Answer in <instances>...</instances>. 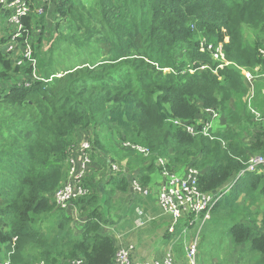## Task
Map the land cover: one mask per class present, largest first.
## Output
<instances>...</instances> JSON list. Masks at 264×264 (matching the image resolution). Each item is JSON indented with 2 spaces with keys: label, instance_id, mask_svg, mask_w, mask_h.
Segmentation results:
<instances>
[{
  "label": "trees",
  "instance_id": "16d2710c",
  "mask_svg": "<svg viewBox=\"0 0 264 264\" xmlns=\"http://www.w3.org/2000/svg\"><path fill=\"white\" fill-rule=\"evenodd\" d=\"M9 16L4 10L1 18ZM20 24L17 43L31 40L41 78H32L20 51L6 52L9 36L0 37V264H113L117 196L132 180L149 186L157 160L175 174L196 169L199 190L214 194L235 182L249 157L264 156V123L247 110L241 74L264 78V0H29ZM202 40L212 49L201 51ZM220 44L229 63L222 69L211 56ZM89 50L66 69L53 59L58 54L63 66L64 53ZM262 79L252 106L264 118ZM209 108L222 118L213 139L173 125H192ZM84 141L88 194L60 210L54 193L68 182L70 150ZM262 202L264 177L252 173L210 210L211 218L227 208L239 264L247 257L264 264V209H254Z\"/></svg>",
  "mask_w": 264,
  "mask_h": 264
},
{
  "label": "built area",
  "instance_id": "2783aa9c",
  "mask_svg": "<svg viewBox=\"0 0 264 264\" xmlns=\"http://www.w3.org/2000/svg\"><path fill=\"white\" fill-rule=\"evenodd\" d=\"M38 1L44 2V0ZM28 5L29 0H0V14L3 10L10 11L11 16L6 20V26L12 25L14 27V31L9 35L6 52L13 53L20 51L22 59H25L30 67H34L35 58L31 40L27 39L23 41V43L20 44L21 46L17 43V39L22 37L20 18L27 15ZM35 12L38 15L43 14L42 7L36 8ZM1 27L3 26L1 25ZM217 53L224 58L221 44L218 45ZM259 54L264 60V49H260ZM228 64L229 63H224L219 65L218 68L222 69ZM200 69L203 70L205 67H201ZM31 74L33 79H38L34 71H32ZM241 74L248 87V97L246 100L247 110L254 117L256 122L264 123V118L261 116V113L252 106L255 77L244 70H241ZM201 116L202 117L197 119L192 125H184L179 121H173V125L177 126V128H182L192 137L202 135L209 139H213L212 133L220 115L216 110L209 108L202 110ZM122 146L126 148V150H130L143 157L149 156V150L140 145L125 142ZM89 150H91V147L86 141L81 142L79 146L74 149V153H71L73 151L72 149L70 150L68 165L70 162L71 177H68V182L55 191L53 196V201L58 209L67 210L71 201L88 194V190L85 188L83 181L88 174V168L90 169L91 166L90 154H88ZM164 165V160H157L156 166L160 169L161 182L159 184V191L156 199L160 210L168 215L171 220V225L167 230L169 242L163 251L162 257L156 260L135 262L133 260L134 247L132 245H119L115 253L113 264H178L175 259V249L171 243V235H175L176 226L183 219H186V225L188 226H192L195 220H200L202 224L205 223L210 219V210L224 196L223 190L214 194L202 193L198 187L199 171L196 169L188 168L180 175L169 172ZM244 165V169L237 174L235 182L246 174L257 173L264 177V156L249 157ZM111 171L119 172L116 165L112 166ZM235 182L233 181L231 184L227 185L226 189L229 191ZM129 186V192L134 198H145L152 195L151 188L143 187L136 180H132ZM186 228L182 231L183 235L186 232ZM184 252L188 264H197L196 242L187 244L184 248ZM2 264L8 263L5 262ZM69 264H83V262L80 259H75Z\"/></svg>",
  "mask_w": 264,
  "mask_h": 264
},
{
  "label": "rangeland",
  "instance_id": "374dc122",
  "mask_svg": "<svg viewBox=\"0 0 264 264\" xmlns=\"http://www.w3.org/2000/svg\"><path fill=\"white\" fill-rule=\"evenodd\" d=\"M3 12L4 10L0 14V16L3 14ZM46 20L47 19L45 18V21ZM50 22H52L51 19L46 21L45 25ZM1 28H3L4 31H2V33L0 32V37H7L14 31V27L12 25L6 26V24H3V27ZM245 40H248V38H245ZM44 49H47V47ZM211 49L212 48L210 47L205 49V47L203 46V40H202V44H200V50L209 51ZM217 52H218V46L214 50H212V54H211L212 58L215 59L216 61H220L221 62L220 65L224 63H228L222 57V55H219ZM93 54L94 53L92 50H89L88 52H79V53L72 52L71 55H66L64 53L63 56H61V59L62 60L66 59L67 64L63 66H59L60 64H62V61L59 59L58 54H55L53 59L57 62L58 67L65 66V69H66L71 64H77V62L83 61L84 55H87L88 57H90ZM31 69L32 71H34L36 78L38 79L41 78V76L38 74V65H37L36 58H35V66L34 67L31 66ZM255 70H257V68H255ZM244 71L248 72L246 69ZM190 72L192 73L194 71L192 70ZM57 73H61V72L58 71ZM261 79H262L261 77H255L254 81H257V80L260 81ZM262 80H264V78ZM262 89H263L262 94L264 95V86ZM247 97H248V93H247L246 98H244L245 103H246ZM220 119H222L221 116L219 117V120L217 122L218 125H220V122H221ZM71 153H74V148ZM121 161L122 162L120 163V166L121 168H124V163L127 162V159L123 158ZM70 167L71 166L69 162V165L67 166L68 177H71ZM87 172L88 174H90L91 168L90 169L88 168ZM152 187L153 189H152L151 194H155L157 198V193L159 191V183L153 184ZM223 192H224V195L228 192L226 187L223 189ZM242 201H244V194H242L239 197L237 201V205H241ZM254 209H264V202H262V206H260L259 203H256ZM251 211H255V210H252L251 208ZM166 217H167V221L162 222V227L160 228V230L167 234L168 227L171 225V220L168 216ZM237 220L242 221L243 218L239 217ZM232 223L233 222H231V218L227 212V208H225L224 206H220L219 209L212 214L210 220L206 221L203 224L200 220H195L192 226H188L186 225V219L181 220L179 224L176 226L175 235H171V243L173 244L174 249L177 254L176 262L177 260H179L182 264H188L186 257H185L184 248L187 244L191 242L192 243L196 242V245H197L196 262L197 264H239L240 260L238 257V250H237L238 247L232 245L231 237L228 234V229L230 228ZM185 228H186V232L183 235L182 231ZM159 239L162 240V242L159 245L155 246L154 250H159V252H162L164 251V248L166 247L167 242H165V240L161 236L159 237ZM166 241H169V240L167 239ZM249 259H250L249 257L245 258L244 263L245 264L254 263V261L249 260Z\"/></svg>",
  "mask_w": 264,
  "mask_h": 264
},
{
  "label": "crops",
  "instance_id": "0c3cea01",
  "mask_svg": "<svg viewBox=\"0 0 264 264\" xmlns=\"http://www.w3.org/2000/svg\"><path fill=\"white\" fill-rule=\"evenodd\" d=\"M5 22L6 20L4 21L0 16V27L2 24H6ZM0 32L2 33L1 29ZM151 178L152 183L147 187L153 189V184L161 182L159 171L152 173ZM116 200V205L119 208V220H117V227L112 229V238L116 246L132 245L135 262L160 259L163 251L154 250V247L162 242L159 239L160 236L167 244L169 242L166 241L168 235L160 230L162 222L167 221L166 216L168 215L160 210L155 194L145 198H134L128 192L119 194ZM175 259H177L176 251ZM177 263L182 264L179 260Z\"/></svg>",
  "mask_w": 264,
  "mask_h": 264
}]
</instances>
